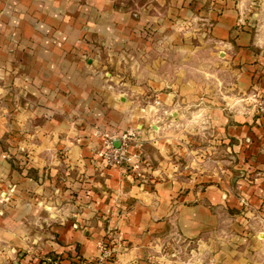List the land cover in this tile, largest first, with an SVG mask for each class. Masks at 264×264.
<instances>
[{"label": "crops", "instance_id": "obj_1", "mask_svg": "<svg viewBox=\"0 0 264 264\" xmlns=\"http://www.w3.org/2000/svg\"><path fill=\"white\" fill-rule=\"evenodd\" d=\"M138 1L140 11L135 14L122 5L124 11L119 9L117 0H0V72L11 76L10 85L26 95L20 101L23 107L10 115L16 120L13 129L4 126L0 107V138L24 124V133L31 138L29 169L43 173L48 168L54 175L59 170L70 174L71 167L75 171L70 178L93 177L85 203L74 210L76 220L55 226L52 231L60 234L58 242L46 244L34 222L55 214L22 203L32 199L18 190V185L33 189L41 179L25 177L0 152V187L19 201V209L8 216L0 212L1 261L7 255L15 257L30 243H50L58 254L69 250L93 258L107 229L99 217H108L123 238L117 264H134V248L169 228L159 217L168 215L181 194L184 202L205 203L178 207L188 236L217 226L219 221L206 204L221 201L226 194L215 189L194 193L192 181L181 176L183 170L168 155L172 140L167 136L173 132L167 121L188 118L191 106H199L196 113L209 116L217 130L228 134L234 149L245 146L257 154L252 139L264 136V117L242 112V102L235 96L220 98L218 86L190 75L209 70L212 57L214 66L230 69L236 76L237 88H254L252 71L242 84L244 74L229 64L235 57L239 66L256 61L252 51L245 50L253 42L247 11H254L256 0ZM192 23L211 26L210 33L181 30L183 24ZM235 47L242 52L236 54ZM259 87L264 93V80ZM214 88L218 97L205 99L202 92ZM224 101L234 111L225 112ZM124 133L136 136L130 153L138 158L127 169L106 166L102 135ZM59 153L66 154L65 162H57ZM134 165L140 169L134 171ZM4 192L0 189V206ZM46 197L39 198L59 213L56 202ZM152 201H159L157 210L148 206ZM223 257L225 264H248L245 258L232 260L227 253ZM253 264H264V259Z\"/></svg>", "mask_w": 264, "mask_h": 264}, {"label": "rangeland", "instance_id": "obj_2", "mask_svg": "<svg viewBox=\"0 0 264 264\" xmlns=\"http://www.w3.org/2000/svg\"><path fill=\"white\" fill-rule=\"evenodd\" d=\"M117 2H119V9L122 5L135 14L140 11L138 0H117ZM255 3L254 11H247L250 17L246 20L252 24L250 32L253 42L245 50L252 51L256 61L242 63L239 66L237 59L234 60L235 57L231 58L229 64L233 68L236 67L235 69L239 67L244 74L242 84L247 82L250 77L249 72L252 71L254 88H237L233 85L236 76L233 77L230 69L221 70L214 66L212 57L208 62L209 70L190 75L204 83L209 82L212 87L218 86L220 98L235 96L237 101L242 102V112L253 113L256 118L261 119L264 117V93L259 87L264 80V0L262 3L256 0ZM123 7L121 10L124 11ZM199 23L183 24L181 30L196 35L210 33L211 26H201ZM235 50L236 54L242 52L238 47H235ZM10 79L11 76L6 72H0V107L3 110L2 120L6 128L13 126L12 121H16L15 116L10 115L23 107L20 105L21 100H26L25 92L15 90L10 85ZM217 91L218 89L214 88L210 93L207 91L202 93L205 99L213 100L218 97ZM198 107L188 108L187 113L190 112V116L184 117L180 122L167 121L172 127L170 132H173L172 136H167V139L172 140L168 155L171 161L183 170L181 176L192 181L193 187L190 190L194 193L215 189L226 194L223 200L206 204L219 222L217 226L209 227L204 233L188 236L185 219H182L178 207L180 205L204 206L205 203L201 200L184 202V195L181 194L175 202L173 201L175 204L168 215L159 217L160 222L169 228L163 230L162 235L155 239L151 238L147 244L134 248V251H137L134 264H225L226 258L224 259L223 253L231 256L232 260L245 258L248 264L264 259V136L252 139L254 151L257 154H253L251 148L248 149L245 146V149L241 147L238 151L233 148L235 143L228 134L225 135L224 132L217 130V124L209 116L196 113L200 111ZM222 109L225 112L234 111L226 102ZM24 127L25 125L22 124L18 126L20 129L13 130L5 138H0V152L4 154L5 160L11 162L25 177L41 179V181L36 180L38 184H35L33 189L29 187L25 189L24 186L18 185L19 195L23 192L32 199L31 201L22 200V203H33L46 214H55L53 218L47 220H43L44 217L38 218L34 225L43 231L46 244L49 241L58 242L60 234L54 233L52 229L57 225H67L76 220L74 210L85 203L93 177L84 181L70 178L75 171L71 167H69L71 170L67 169L71 171L70 174L59 170L54 175L51 170H46L48 168L43 173L41 170L29 169L32 155L27 152V147H31L29 145L31 138L24 133ZM173 143L178 151H175ZM254 157L256 161L259 158L257 165ZM66 159V154L59 153L57 156V162L58 160L60 163L65 162ZM193 171L196 176L190 173ZM201 177L206 179L201 180ZM0 189L4 192L1 187ZM44 194L47 195L49 202H56L59 213H55V206H49L46 201L39 198ZM2 195H4L2 197L4 204L0 206L1 213L8 216L10 212L19 209L16 204L19 201H15L16 198L14 200L5 192ZM256 199L258 201L254 202ZM148 206L157 210L160 203L152 201ZM99 219L105 223L107 229L105 237L99 243L98 254L93 258L84 259L73 252H71L73 255L70 254L69 250H65L66 254H58L50 243L47 246L30 243L27 248L18 250L15 257L7 255L6 259L2 261L0 259V264H61L65 261L69 264H117L118 249L123 244L121 232L118 227L112 225L113 218L99 217ZM75 251L78 253L77 247ZM3 253H6L5 249Z\"/></svg>", "mask_w": 264, "mask_h": 264}, {"label": "built area", "instance_id": "obj_3", "mask_svg": "<svg viewBox=\"0 0 264 264\" xmlns=\"http://www.w3.org/2000/svg\"><path fill=\"white\" fill-rule=\"evenodd\" d=\"M102 136L105 141V150L102 152L101 157L106 166H118L127 169V166L133 162V159L138 158L137 154L131 156L130 153L131 145L137 142L135 135L124 133L121 135L103 134ZM116 140L120 141L119 147L116 146ZM139 169V165H134V171Z\"/></svg>", "mask_w": 264, "mask_h": 264}, {"label": "water", "instance_id": "obj_4", "mask_svg": "<svg viewBox=\"0 0 264 264\" xmlns=\"http://www.w3.org/2000/svg\"><path fill=\"white\" fill-rule=\"evenodd\" d=\"M116 146L119 147L120 146V141L119 140H116Z\"/></svg>", "mask_w": 264, "mask_h": 264}]
</instances>
